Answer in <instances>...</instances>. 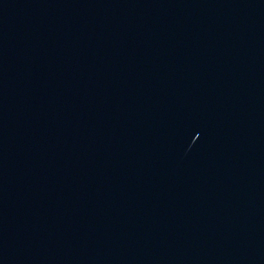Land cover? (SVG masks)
<instances>
[{"label": "water", "instance_id": "95a60500", "mask_svg": "<svg viewBox=\"0 0 264 264\" xmlns=\"http://www.w3.org/2000/svg\"><path fill=\"white\" fill-rule=\"evenodd\" d=\"M0 264H264V0H0Z\"/></svg>", "mask_w": 264, "mask_h": 264}]
</instances>
